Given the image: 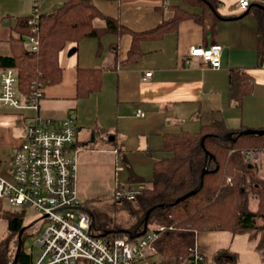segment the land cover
I'll return each mask as SVG.
<instances>
[{
    "label": "crops",
    "instance_id": "1",
    "mask_svg": "<svg viewBox=\"0 0 264 264\" xmlns=\"http://www.w3.org/2000/svg\"><path fill=\"white\" fill-rule=\"evenodd\" d=\"M63 1L32 0L28 5L24 0H0V16L11 15L8 18L13 20L8 34H1V52L11 51L17 16L32 15L35 8L50 12ZM175 2L178 0H94L101 12L117 17L134 32L156 27L172 15L169 5ZM238 2L219 0L217 8L202 10V21L184 19L177 30L161 39L141 41L142 54L131 63L122 62L131 44L130 34L107 33L101 38L68 44L59 55L62 80L43 88L38 111L0 104V161L4 164L10 161L24 139L26 123L37 113L74 117L82 130L76 145L79 153L83 152L80 159L83 164L91 165L90 156L94 152L112 155L115 165L121 156L131 171L146 180V170L152 169V178L154 162L168 155L163 149L165 133L195 132L219 120L232 129L264 128V66H257L258 17L253 11L243 15L246 9L239 7ZM93 23L100 28L106 26L102 17L95 18ZM214 43L222 46L219 68L210 66L200 56L190 55L191 47ZM80 67L103 69L101 90L83 99L76 95ZM232 67L241 68L253 80V92L244 97L241 106L229 95ZM148 71L152 75L144 79ZM138 110L144 116L137 115ZM97 143L101 147H95ZM132 153L141 154V162L132 161L129 157ZM79 195L83 199L80 190ZM197 245L207 259L206 264H263L256 243L246 233L202 231L198 233ZM162 259L153 257L148 264H160Z\"/></svg>",
    "mask_w": 264,
    "mask_h": 264
},
{
    "label": "trees",
    "instance_id": "2",
    "mask_svg": "<svg viewBox=\"0 0 264 264\" xmlns=\"http://www.w3.org/2000/svg\"><path fill=\"white\" fill-rule=\"evenodd\" d=\"M219 0H178L169 7L173 13L156 27L141 32L126 28L117 17L106 15L94 4V0H64L50 12H39L36 21L30 22L32 15L17 16L11 38V51L0 50V70L16 68L19 76V90L29 94L34 89L62 80L60 52L70 43H79L90 37L101 38L104 34H130L131 44L124 63L136 61L142 54L140 43L148 39H161L165 34L178 29L180 21L194 18L202 21V10L217 8ZM264 6V2L258 3ZM250 12L258 17L257 66H264V8L249 4ZM11 15L0 16L3 18ZM106 20L104 28L94 26V19ZM33 28H36L33 31ZM36 35L39 39L37 51L30 53L24 46L27 36ZM3 37L0 32V46ZM117 45H114V48ZM102 68H79L77 72L76 95L78 99L89 97L101 90ZM253 92V80L239 67H232L229 73V95L241 106L246 95ZM251 127L232 129L222 120L203 125L198 131L182 130L163 135V149L168 155L154 162L151 185L138 193V219L131 226L121 227L132 231H142L147 211V228L152 225H172L173 229L162 234L158 241V251L163 255L160 264H192L194 254L190 250L197 242L198 233L212 230H228L234 234H248L249 240L256 243V250L264 264V168L257 163H249L243 149H264V134H243L239 132ZM263 129V128H260ZM233 132L235 140L222 137ZM204 138V140H203ZM204 175L203 186L196 194L175 203L178 198L194 189ZM230 178V180H228ZM147 180L130 170L129 176L117 185L125 189L129 184L145 183ZM251 197L256 199V208H251ZM93 201H91L92 203ZM126 206L131 200H123ZM83 206L89 211V201ZM26 208L13 210L8 207L3 213L7 221V237L0 240V264L13 261L20 229L25 225ZM94 219L92 230L109 239L112 236L135 240L118 230L98 221V215L90 212ZM170 216V218L168 217ZM96 230V231H95ZM107 233V234H105ZM23 245L16 264H33V254ZM203 255L201 264H206ZM156 264V263H154Z\"/></svg>",
    "mask_w": 264,
    "mask_h": 264
},
{
    "label": "built area",
    "instance_id": "3",
    "mask_svg": "<svg viewBox=\"0 0 264 264\" xmlns=\"http://www.w3.org/2000/svg\"><path fill=\"white\" fill-rule=\"evenodd\" d=\"M249 4L250 0L238 2L242 9H247ZM32 16L30 22L36 21L38 8ZM24 46L30 53L37 51L38 37L27 36ZM221 52L219 43L190 49V55L202 57L214 68L221 66ZM150 75L151 71L146 72L144 79ZM42 97V88L28 95L19 90L16 68L0 70L1 105L38 111ZM137 115L144 116V112L138 110ZM81 132L73 116L60 118L37 113L26 123L24 139L10 161L6 164L0 161V169L6 165L8 171V177L0 175V198L6 199L13 210L33 206L45 215L41 219L45 227L41 228L37 243L39 252L33 264H148L157 254L160 237L173 226L152 225L135 240L118 236L106 239L92 230V215L83 206L78 188L80 148L76 141ZM242 153L249 162H256L264 151L249 149ZM142 188L135 184L116 189L114 197L117 201L134 200ZM190 250L194 254L192 264H201L203 254L197 242ZM27 251L33 254L32 248Z\"/></svg>",
    "mask_w": 264,
    "mask_h": 264
},
{
    "label": "rangeland",
    "instance_id": "4",
    "mask_svg": "<svg viewBox=\"0 0 264 264\" xmlns=\"http://www.w3.org/2000/svg\"><path fill=\"white\" fill-rule=\"evenodd\" d=\"M31 2L32 0H24V4L31 5ZM1 17H3V15H1ZM12 22L13 20L8 17L3 18L1 23V28L3 27V30L1 34H8V30ZM94 146L99 148L101 147V144L97 143L94 144ZM253 150L264 151V149ZM82 155L83 152L79 153L77 156L78 187L82 198L89 201V212L97 213L98 221L106 224L109 227L121 228L133 225V223L138 219L136 211V202L134 200H131V202L126 206L125 203H123L122 201H117L114 197V191L116 186L119 183L123 182L130 172V167H128L129 165H127L122 160L121 156H119L118 163H116L117 165H115L114 158L112 155L99 154L94 152L91 153L90 156L92 163L91 165L87 166V164H83L80 160ZM129 157L132 161L135 162H141V160L143 159V156L141 154L132 153L129 155ZM255 163L262 165L264 168V153H260V158ZM5 168L6 165H3V167H1L0 175L3 177H8V171ZM143 170L144 169L142 167V171ZM151 170L152 169L146 170L145 174L147 175L145 176H148L147 182L143 184L139 183L138 185H141V187L151 185ZM262 174L264 175V170ZM132 185L133 184H129L128 186ZM91 201L93 202L91 203ZM256 202V199L254 197H251L252 209H255ZM6 209H8L7 200L0 198V240L6 238L8 234L7 221L3 216V213ZM41 216L42 213L36 210L33 206L27 207L24 218L25 225H29ZM42 227H45L44 221L39 220L37 223H35L33 226L26 230L27 235L24 241V248L26 250L30 248L33 249V258H37L39 252L37 243L38 238L40 237ZM154 257L162 258L163 255L157 253ZM214 264L216 263L214 262Z\"/></svg>",
    "mask_w": 264,
    "mask_h": 264
},
{
    "label": "water",
    "instance_id": "5",
    "mask_svg": "<svg viewBox=\"0 0 264 264\" xmlns=\"http://www.w3.org/2000/svg\"><path fill=\"white\" fill-rule=\"evenodd\" d=\"M255 6H259V7H262L264 8L263 5H260L258 3L255 4ZM250 8H247L245 13L244 14H247L249 12ZM241 15V16H243ZM240 135H243V134H264V128L263 129H255V128H249V129H246V130H242L239 132ZM223 140H235L236 138L233 137V132H229L227 135L223 136L222 137ZM204 140V138H203ZM207 173V169H204L201 174H200V182L199 184L194 188L192 189L191 191H189L188 193H186L185 195L181 196L180 198H178L176 200L175 203H178L179 201L181 200H184L186 199L187 197L191 196V195H194L196 194L198 191L201 190L202 186H203V180H204V175ZM153 208L155 207H152L150 208L147 213H146V217H145V224H144V228L142 231H132L130 229H124V228H121L119 229L118 231L121 232V233H126L128 234L131 238H138L140 237L141 235H143L146 230H147V225H148V217L150 215V212L153 210ZM44 216H41L40 218L36 219L35 221H33L32 223H30L29 225H24L20 231H19V236H18V244H17V248H16V252H15V255H14V259L13 261L10 263V264H16L18 259H19V256H20V253L22 251V245H23V233L28 229L30 228L31 226H33L35 223H37L39 220H41L42 218H44ZM92 225L94 224V219L92 218ZM107 234V233H105Z\"/></svg>",
    "mask_w": 264,
    "mask_h": 264
},
{
    "label": "flooded vegetation",
    "instance_id": "6",
    "mask_svg": "<svg viewBox=\"0 0 264 264\" xmlns=\"http://www.w3.org/2000/svg\"><path fill=\"white\" fill-rule=\"evenodd\" d=\"M226 256V255H225Z\"/></svg>",
    "mask_w": 264,
    "mask_h": 264
}]
</instances>
